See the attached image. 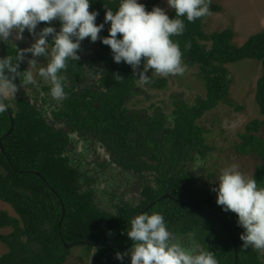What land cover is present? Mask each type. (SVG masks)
<instances>
[{
    "label": "trees",
    "instance_id": "trees-1",
    "mask_svg": "<svg viewBox=\"0 0 264 264\" xmlns=\"http://www.w3.org/2000/svg\"><path fill=\"white\" fill-rule=\"evenodd\" d=\"M119 4L120 0H90L89 11L99 12V24L106 10L115 12ZM142 4L150 11L159 7L160 1L145 0ZM221 9L211 0V12ZM168 15L174 18L175 11ZM206 17L191 23L183 18L185 32L172 37L179 43L182 63L199 67L206 93L205 97L198 95L193 105L174 97L171 124L159 107L151 113L128 108L134 95L142 94L137 87L138 76L126 63L114 62L111 49L99 39L93 42V53L83 54L81 45L80 59L69 60L61 73L66 98L60 100L63 108L52 111L53 120L25 96L14 98L13 106L7 100L8 109L0 113V199L10 204L16 215L0 209V229H11L0 233V242L7 247L0 253V264H69L66 261L71 249L79 246L86 254L92 250L89 264H130L116 257L132 247L134 241L127 231L131 219L142 213H161L176 239H190L198 249L212 251L219 264H264V253L241 247L244 229L238 226L236 214L223 211L216 203V193L207 186L196 187V177L189 170L196 154L204 159L211 150L196 119L219 102L233 104L227 99L231 77L226 65L255 59L261 63L262 72L255 83L254 100L262 118L245 124L234 148L238 155L257 159L252 176L258 187H264V136L258 134L264 126V28L236 45L230 27L206 32ZM51 25L59 31L58 20ZM109 26L106 24L99 36H107ZM200 41L210 45L205 48ZM0 45L3 57L15 59L22 50L14 44ZM92 55L98 62L99 76L90 80L92 85H84ZM25 68L22 60L19 70ZM149 72L151 83L145 86L162 89L167 85V78ZM42 88L50 91L51 84ZM41 98L48 101L44 95ZM143 98L148 99L146 92ZM8 111L13 120L11 130ZM55 121L63 125L55 127ZM70 131L83 135L85 142H100L109 152V162L138 176L139 198L135 203L120 198L113 204L114 210L95 203L90 187L94 177L88 175L91 169L84 168L87 162L79 159L72 146ZM107 164L98 163L102 168Z\"/></svg>",
    "mask_w": 264,
    "mask_h": 264
},
{
    "label": "clouds",
    "instance_id": "clouds-1",
    "mask_svg": "<svg viewBox=\"0 0 264 264\" xmlns=\"http://www.w3.org/2000/svg\"><path fill=\"white\" fill-rule=\"evenodd\" d=\"M166 3L175 11L174 18L170 19L167 11L158 6L148 11L139 0H120L118 10L107 9L104 21L97 24L99 12L89 11L90 0H0V42L9 45L14 37L23 39L25 30L34 37V43L20 50L15 59L8 55L0 57V113L8 108L7 95L14 96L17 91L13 83L16 78L22 87L37 83L31 70L39 65L37 57L47 59L37 74L50 82L51 97L57 101L65 99V77L61 73L69 60L80 59L78 52L85 38L91 42L99 39L109 46L114 62L129 65L142 85L151 83L149 70L165 78L182 76L186 65L182 63L179 43L172 37L185 32L183 18L191 23L210 15L211 0H166ZM54 20L60 23L59 31L51 25ZM42 22L47 26L37 33ZM106 24L110 25L109 34L101 37L99 33ZM25 53L33 58L28 60L29 68L21 72L20 62ZM141 65L142 70L138 71ZM201 168L205 169V160L196 154L189 169L196 172ZM239 169L236 163L220 169L218 186L212 190L217 195V205L225 212L235 213L238 226L244 229L241 247L264 253V187H258L253 176ZM127 236L134 241L130 264H219L212 251L176 239L161 213L136 215L131 219ZM125 255L117 253L116 258L123 262Z\"/></svg>",
    "mask_w": 264,
    "mask_h": 264
},
{
    "label": "rangeland",
    "instance_id": "rangeland-1",
    "mask_svg": "<svg viewBox=\"0 0 264 264\" xmlns=\"http://www.w3.org/2000/svg\"><path fill=\"white\" fill-rule=\"evenodd\" d=\"M143 1L145 0H139L140 3ZM159 1V7L165 9L167 14L170 13L172 9L168 7L166 0ZM213 1L220 4L222 9L218 12H211L204 19L206 32L209 33L230 27L234 31L233 43L241 45L249 35L264 28V0ZM55 22L56 20L52 21V23ZM40 28V25H38L36 32L40 31ZM14 39H12V44L18 48H22V50L30 47L34 43V37L27 30L23 33V39ZM85 39L81 42L87 48V51L84 53H91L92 44L87 43ZM200 43L205 45V48L210 45L208 41H200ZM2 54L3 51L0 45V57H3ZM32 58L30 53H25L23 60L26 62V70L29 68L28 60ZM35 59H37L39 65L31 68V70L36 77L37 83L22 87L20 79L16 78L13 83L17 86V91L14 96L9 93L7 100L10 102L9 105L13 106L14 98L25 96L40 107L47 119L53 120L52 111L63 108V106L60 101L55 99L49 103L50 105H42L40 103L39 98L42 95H48L51 98L50 91H44L42 88L44 85H50V82L44 81L37 74L38 68L47 64V59L45 57H37ZM84 66L86 65L84 64ZM226 67L231 77L227 99L231 100L233 104L229 105L219 102L215 108L205 111L201 117L196 119L195 123L204 128L203 135L205 137V143L211 146V150H208L207 155L203 159L205 160V169L201 168L196 172L189 169L196 177V187L207 186L211 192H214L212 189L218 186V176L220 169L223 167L236 163L240 166V171L251 177L255 170V164L257 163V159L253 156L238 155L235 152L234 144L240 141L239 134L244 131V126L247 122L255 118H262L257 103L254 100L255 83L262 72L261 63L255 59L244 58L236 62L228 63ZM98 71H100V68ZM98 73L93 75L92 72H88V78L95 80L99 76ZM149 73L155 77L159 76L155 72L152 73L150 71ZM199 73V67L196 64L186 65L185 73L182 76L167 77V85L162 89L148 88L137 80V87H140L142 94H135L127 106L128 108L139 109L141 112L144 110L146 113H151L153 108L159 107L166 114L165 121L171 124V118L174 116L172 113L173 106L175 107L176 105L173 101L174 97L183 99L188 105L195 104V99L198 95L205 97L206 92L203 81L199 78ZM92 82L87 80L84 82V85H92ZM93 85L96 86V84ZM144 92H147L148 99L143 98ZM61 125H63L61 122L58 123L55 121L54 123L55 127ZM258 134L264 136V126L261 127ZM75 135L74 132L71 134V137L74 138H72V146H74L77 155L79 154V159L84 163L87 162L84 168L91 169L88 175L94 177V180L90 182V187L94 191L95 203L107 210H114L115 207L113 204L120 198L135 203L139 198L138 189L140 187L138 183L140 179L138 176L130 172H123L117 165L109 162V152L99 142L87 146L91 150L85 152L84 143ZM73 157H76V155ZM101 161H108L107 166L104 168L100 167L98 163ZM210 171L213 173L211 177L208 175ZM0 209L7 211L11 215H16L12 206L1 199ZM10 230L9 227H6L0 229V233H7ZM188 240L190 241V239H185V243L191 244ZM195 244L199 246L197 243ZM82 248L81 246L73 247L66 262L69 264H89L92 257V250L86 254ZM131 248L123 251V254L127 253L124 258L128 262H131ZM6 251L7 247L0 242V253Z\"/></svg>",
    "mask_w": 264,
    "mask_h": 264
},
{
    "label": "flooded vegetation",
    "instance_id": "flooded-vegetation-1",
    "mask_svg": "<svg viewBox=\"0 0 264 264\" xmlns=\"http://www.w3.org/2000/svg\"><path fill=\"white\" fill-rule=\"evenodd\" d=\"M56 22H57V20H56ZM55 22V23H56ZM40 25V24H39ZM59 28H60V26H58V30H59ZM12 39V38H11ZM86 40V42L87 43H91L92 44V48H93V46H94V44H93V42H91L90 41V39L88 38V39H85ZM81 45H82V47H84L83 46V44L81 43ZM20 49H22V48H20ZM83 50V54H86V53H84V52H86L87 51V48H83L82 49ZM91 53H93L92 51H91ZM84 59H85V57H84ZM96 63H98L97 62V60H95L94 61V59H93V55H92V61L89 63V67L91 68V70L93 71L92 73H94V74H96L97 72H98V70H99V67H98V65H96ZM94 64V65H93ZM26 69H24V70H19V71H25ZM90 70H88V72H89ZM84 76H86V73H85V75ZM88 78V77H87ZM88 80H93V79H91V78H88ZM87 81V80H86ZM147 93V92H146ZM43 96V95H42ZM44 96H46L47 97V99H48V101L47 102H43L41 99V97L39 98V101H40V103L43 105V104H47V105H50L49 103H51L52 102V100H53V98L51 97H49L48 95H44ZM34 97H35V95H34ZM36 99V98H35ZM9 101V100H8ZM55 101V100H54ZM10 103V102H9ZM75 133L76 135L75 136H77V138L78 139H80L84 144H83V146H84V151L86 152H88L89 150H91V148H88L87 146H89L91 143V145H93V143H96L97 141H94V140H87V142H85L86 141V138H85V140H83L81 137L83 136V135H81V134H77L75 131H70V137H71V134L72 133ZM73 137H71V139H72ZM74 139V138H73ZM73 139H72V141H73ZM90 143V144H89ZM100 143V142H99ZM74 147V146H73ZM75 149V148H74ZM85 154V153H84Z\"/></svg>",
    "mask_w": 264,
    "mask_h": 264
},
{
    "label": "water",
    "instance_id": "water-1",
    "mask_svg": "<svg viewBox=\"0 0 264 264\" xmlns=\"http://www.w3.org/2000/svg\"><path fill=\"white\" fill-rule=\"evenodd\" d=\"M7 109H8V108H7ZM8 114H9L10 122H11V127H10V130H11V129L13 128V120H12V115L9 113V111H8ZM94 246L96 247V246H98V244L95 243Z\"/></svg>",
    "mask_w": 264,
    "mask_h": 264
}]
</instances>
